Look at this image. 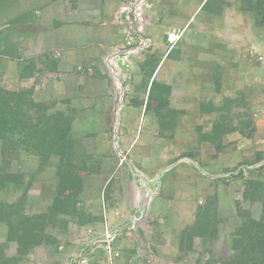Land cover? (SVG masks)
<instances>
[{"label": "rangeland", "instance_id": "374dc122", "mask_svg": "<svg viewBox=\"0 0 264 264\" xmlns=\"http://www.w3.org/2000/svg\"><path fill=\"white\" fill-rule=\"evenodd\" d=\"M0 87L42 108L0 138L12 264H221L262 213L264 0H0Z\"/></svg>", "mask_w": 264, "mask_h": 264}, {"label": "trees", "instance_id": "16d2710c", "mask_svg": "<svg viewBox=\"0 0 264 264\" xmlns=\"http://www.w3.org/2000/svg\"><path fill=\"white\" fill-rule=\"evenodd\" d=\"M20 66L21 76L27 77L33 73V61L21 63ZM14 96H18L17 99ZM37 106L41 108V104L34 102L31 98L29 99L26 92L4 91L0 87V138L3 140L5 149L16 143L15 138L18 134L23 138L22 141L27 142V144L32 143L33 133H37L38 130L35 125L29 123L31 116L28 113L29 109ZM58 129L64 130L65 127ZM7 179L13 181V174H5L0 177V192ZM244 197L252 201H260L262 203V213L259 218L250 217L246 213L245 217L247 218L236 230L233 239L235 254L230 260H225L221 264H264V183L255 179L248 180ZM13 208V203H7L0 199V223L6 222L9 224V237L11 239H22L21 236H17L14 230L16 225L13 224V217L16 211ZM211 224L210 220L205 225L197 222L185 229L183 233L187 242H189V248L192 247V241L197 235L203 237L216 236V228L215 226L210 228ZM27 232L24 229L22 236L26 237ZM41 237L38 233H35L32 234V238L28 239H32V243L36 242L35 244H37ZM20 243L24 242L21 240ZM11 260V258L5 256L0 245V264H10Z\"/></svg>", "mask_w": 264, "mask_h": 264}]
</instances>
